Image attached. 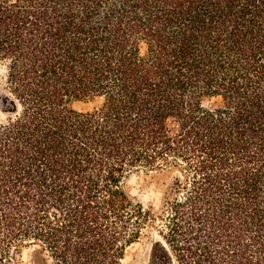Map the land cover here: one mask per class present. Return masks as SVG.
<instances>
[{
  "label": "trees",
  "instance_id": "obj_1",
  "mask_svg": "<svg viewBox=\"0 0 264 264\" xmlns=\"http://www.w3.org/2000/svg\"><path fill=\"white\" fill-rule=\"evenodd\" d=\"M0 63V264H123L147 226L148 264H264V0H0Z\"/></svg>",
  "mask_w": 264,
  "mask_h": 264
},
{
  "label": "rangeland",
  "instance_id": "obj_2",
  "mask_svg": "<svg viewBox=\"0 0 264 264\" xmlns=\"http://www.w3.org/2000/svg\"><path fill=\"white\" fill-rule=\"evenodd\" d=\"M6 85V65L0 63V97L5 92ZM100 102L101 100L98 98L76 100L72 106L80 111H88L97 108ZM4 117L5 115L1 113L0 108V119ZM169 182L170 177L166 174H159L158 177L150 179L143 171H134L127 176L124 185L133 202L140 203L144 207L153 206L156 208L162 191ZM158 239L155 230L151 226H147L139 240L126 248L123 264H148L151 246ZM26 254L27 252L24 251L21 256L24 262L28 260Z\"/></svg>",
  "mask_w": 264,
  "mask_h": 264
}]
</instances>
